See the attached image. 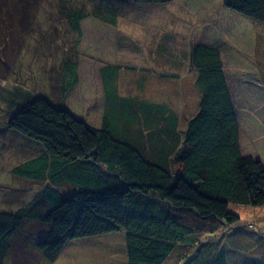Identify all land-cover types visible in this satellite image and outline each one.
Returning a JSON list of instances; mask_svg holds the SVG:
<instances>
[{"label":"trees","instance_id":"1","mask_svg":"<svg viewBox=\"0 0 264 264\" xmlns=\"http://www.w3.org/2000/svg\"><path fill=\"white\" fill-rule=\"evenodd\" d=\"M10 1L34 9L41 0ZM90 1L87 13H68L69 23L80 31L82 19L89 14L117 34L107 44L103 63L95 65L90 83L80 70L79 52L64 65L71 71V82L61 108L31 95L13 117L11 126L37 140L40 150L31 151L41 153L16 168V174L45 186L28 205L31 209L17 214L0 212V264L10 254L13 236L32 218H39L46 229L50 226L46 239L38 243L49 262H55L72 239L122 231L127 264H179L184 260L227 264V245L201 240V235L240 221L231 210L233 204L264 209V163L242 152L241 123L222 50L214 44L192 43L188 59L199 102L181 128L183 123L172 104L132 94L116 101L104 76L112 68L111 80L118 81L119 68L125 67L117 61L121 45L118 16L129 14L127 4L158 7L169 6L173 0ZM115 4L121 10H115ZM224 5L264 23V0H224ZM7 48L11 49L6 40L0 52ZM143 72L138 84L145 89L152 72ZM14 90L12 96L21 97ZM74 172L80 180L62 182ZM54 185L68 187L67 192Z\"/></svg>","mask_w":264,"mask_h":264},{"label":"rangeland","instance_id":"2","mask_svg":"<svg viewBox=\"0 0 264 264\" xmlns=\"http://www.w3.org/2000/svg\"><path fill=\"white\" fill-rule=\"evenodd\" d=\"M0 3L3 11L0 12V23L4 22L0 26L4 27L0 31V46L2 48L7 40L11 47L0 52V212L17 214L23 213L24 208H32L28 205L44 189L45 183L34 182L33 178H18L21 176L16 174V168L41 153L31 151L33 148L39 149L37 140L11 126L13 117L26 106L31 95L42 97L61 108L65 89L71 82V71L67 72L64 65L75 59L79 52L80 70L90 83L94 79L91 75L95 65L103 63V58L107 56V44L110 46V38L115 37L117 31L89 14L82 19L80 31L69 23L68 13L74 10L87 13L92 5L90 0H41L39 7L35 5L34 9L10 0H0ZM127 6L131 8L130 15L124 14L126 18L123 14L118 16L121 45L117 61L125 67L119 68L118 81L111 80L112 68L104 71L116 97L112 99L118 101L122 95H140L135 81V76L138 78L140 74L129 67L158 68L157 73L168 70L161 66L162 57L156 51L159 48H170L175 58L185 62L180 69L184 70L190 67V62L187 58L184 60L181 53L189 55L192 43L199 41L218 45L229 61L225 66L229 78L231 73L232 93L238 100L236 103L241 112L242 139L248 149L246 151L260 154L264 161V126L256 123V116L245 118V110L249 113L254 111L257 116L263 114L264 105L249 104L247 101L249 97H264V69L261 66L264 60V23L227 9L224 0H173L169 6L134 3ZM10 40H13L12 44ZM170 59L175 64L179 63L173 57ZM8 66L11 71L6 70ZM180 76L170 82L173 85L171 95L179 101L188 98L192 106L196 89L194 72L185 70ZM149 82L148 79V85ZM162 82L168 83L166 79ZM14 89L19 91L21 97L18 94L12 96L16 93ZM164 90L150 86L144 94L145 97L162 100L166 98L165 92H162ZM172 105L180 108L176 103ZM67 178L77 182L80 175L74 172L70 176L69 173L62 182L68 181ZM54 186L62 193L67 192L68 187ZM231 206L240 221L215 227L214 231L203 233L201 240L227 245L225 251L229 264H264V209L238 204ZM38 220L32 218L31 223L26 220L18 229L5 264H127L125 233L122 231L72 239L67 242L59 258L49 262L39 250L38 243L46 239L50 226L46 229L47 225L43 226ZM179 264L194 263L184 260Z\"/></svg>","mask_w":264,"mask_h":264},{"label":"crops","instance_id":"3","mask_svg":"<svg viewBox=\"0 0 264 264\" xmlns=\"http://www.w3.org/2000/svg\"><path fill=\"white\" fill-rule=\"evenodd\" d=\"M156 51H157L158 56L159 57H162V58H160L162 60L161 62L163 63V65H161V66L168 68V70L163 69V70H161V71H159L157 73V70L156 69H158V68H156V69L150 68L149 70L152 72V74H150V75L147 76L148 79L150 80V82H149L150 85H148V83L146 81L144 83L145 84V89H142V85L138 84V80H141V77H142L141 75L142 74L144 75V72H143L144 67H136L134 65V70L133 71L134 72L140 71V75H138V78L135 76L136 89H138L140 91V95H138V96H141L142 99L143 98H148V97H145V94L144 93L148 90V88L150 86L153 87V88H156V89L157 88H164L165 90L162 91V92H165V96H166L165 99H162L161 100V99H158L156 97H152V98H154V100L157 101V103H159V104H161V103L164 102V103H171V104L172 103H176V104L180 105V108L179 109L176 108L178 110L177 111V116L179 117L178 119H179L180 122H182V120H183L182 118H184V115L183 114H185L186 115L185 116V119L187 121L188 120V117L190 115H192V114H195L196 110L198 109L199 93H198L197 89H194L195 99H194V104L192 105L193 106L192 107V106H190V101H189L188 98H184V100H182V101H179L176 98L175 99L173 98V96L171 95V94H173V92H172L173 85L170 82L172 80H176V78H174V77L180 76V74L183 71L186 70V72H190V73L192 71H190V67L189 66L185 67L184 70H180L183 67V65H184L185 62L184 61H181V60H178L177 58H175V56L173 55V51L170 48L169 49H166V50H162V49L159 48ZM181 55L183 56L184 60L186 58H187V60H189L188 59V53H187V55L181 53ZM184 55L186 57H184ZM170 56L173 57V59L179 61V63L175 64L174 61L170 59L171 58ZM224 59H225L224 62L229 64V61L226 58H224ZM135 63H137V61ZM261 66L264 69V60H262ZM126 69L129 70L128 67ZM230 74H229V76H230L229 81L231 80V75ZM164 79H166L168 81V83H163L162 80H164ZM179 80L180 81L182 80V77L181 76L179 77ZM232 88H234L233 83H231V89ZM184 96L186 97V95H184ZM141 97H139V98L141 99ZM249 99L250 100L247 101L249 104L259 103V104L264 105V97H261L260 99H254V97H249ZM233 100H234V104L236 106V110H237V114H238V119L240 120V114H241V112H240V110L238 108V103H236V101L238 102V100H236L234 98V96H233ZM140 102L143 103L142 100H140ZM253 112L252 113H249V111L245 110V113H246L245 118L246 119H249L251 117L256 116L257 117L256 120H258V121H256V123L259 122L258 125L264 126V108H262V113L263 114H261V115H258L257 116ZM259 120H263V122H261ZM186 121L185 122H182L183 123V126H184V123L186 124ZM240 123H241L240 143H241V148H242L243 154L244 155H251V156L255 157L257 160H261L264 163V161H263V159H262V157H261L260 154H255V153H253L251 151H246L248 149L246 148V146H245V144L243 142V139H242V134H243L242 127H243V125H242V122L241 121H240Z\"/></svg>","mask_w":264,"mask_h":264}]
</instances>
